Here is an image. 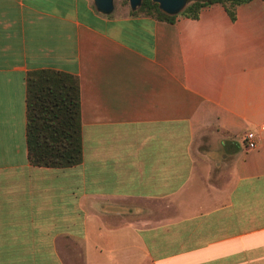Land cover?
Returning <instances> with one entry per match:
<instances>
[{"label": "crops", "instance_id": "0c3cea01", "mask_svg": "<svg viewBox=\"0 0 264 264\" xmlns=\"http://www.w3.org/2000/svg\"><path fill=\"white\" fill-rule=\"evenodd\" d=\"M42 67L78 78L76 164L27 161ZM0 264H264V0L172 21L0 0Z\"/></svg>", "mask_w": 264, "mask_h": 264}, {"label": "trees", "instance_id": "16d2710c", "mask_svg": "<svg viewBox=\"0 0 264 264\" xmlns=\"http://www.w3.org/2000/svg\"><path fill=\"white\" fill-rule=\"evenodd\" d=\"M245 0H188L175 14L161 11L152 0H141L130 14H148L172 21L176 14L196 17L200 6L218 2L230 18ZM24 139L32 165L69 166L81 159L79 85L75 74L55 68H33L24 74Z\"/></svg>", "mask_w": 264, "mask_h": 264}, {"label": "water", "instance_id": "95a60500", "mask_svg": "<svg viewBox=\"0 0 264 264\" xmlns=\"http://www.w3.org/2000/svg\"><path fill=\"white\" fill-rule=\"evenodd\" d=\"M131 9L136 8L141 0H127ZM157 3L158 8L168 14L178 13L185 5L186 0H152ZM95 10L101 13H109L112 9V0H92Z\"/></svg>", "mask_w": 264, "mask_h": 264}, {"label": "rangeland", "instance_id": "374dc122", "mask_svg": "<svg viewBox=\"0 0 264 264\" xmlns=\"http://www.w3.org/2000/svg\"><path fill=\"white\" fill-rule=\"evenodd\" d=\"M188 0H186L187 2ZM92 4V0H90ZM112 9L110 10L109 14H121V13H129V10L131 9L129 7L128 1L127 0H112ZM93 6V4H92ZM135 9V8H134Z\"/></svg>", "mask_w": 264, "mask_h": 264}, {"label": "built area", "instance_id": "2783aa9c", "mask_svg": "<svg viewBox=\"0 0 264 264\" xmlns=\"http://www.w3.org/2000/svg\"><path fill=\"white\" fill-rule=\"evenodd\" d=\"M244 145L247 148H252L256 145V136L252 130H246L243 133Z\"/></svg>", "mask_w": 264, "mask_h": 264}]
</instances>
